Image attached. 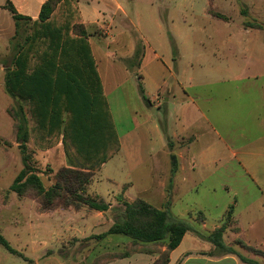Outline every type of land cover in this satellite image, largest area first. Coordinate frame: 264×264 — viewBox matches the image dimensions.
Returning a JSON list of instances; mask_svg holds the SVG:
<instances>
[{
	"label": "rangeland",
	"instance_id": "1",
	"mask_svg": "<svg viewBox=\"0 0 264 264\" xmlns=\"http://www.w3.org/2000/svg\"><path fill=\"white\" fill-rule=\"evenodd\" d=\"M136 1L139 2L140 24L148 36L146 40L152 43L160 59L155 58V53L139 39L137 56L117 55V62L131 67L137 92L139 85L143 87L145 109L136 103L132 106L139 121H145L143 127H146L147 133L127 144L123 142L122 153L102 176L96 177L92 190L102 201L112 205L105 213L88 206L70 208L63 204L44 211L34 192L20 197L10 191L25 161L9 110L13 108L25 122L28 120V109L27 101L9 94L5 86L6 74L13 65L15 27L12 19L0 16V233L22 254V257L11 254L0 245V264H107L125 254L132 256L153 248L162 252L164 248L160 246L135 245L123 235L122 241L101 237L115 222L125 219V207L118 200L121 193L106 200L113 191L121 192L126 182L119 181L124 179L132 183L127 193L129 199L141 198L155 207L167 208L171 217L186 222L193 229L198 228L199 234L205 238L209 235L201 232L199 221L206 219L208 229H211L225 211L234 206L244 230L241 240H251L253 232L249 231V227L256 221L258 211L264 208L259 188H263V184L257 186L249 175V166H241L233 155L236 151L235 134L239 132L250 136L254 131L251 122L240 114L223 120L212 118L210 121L215 130L219 129L228 144L213 150L215 133L207 130L201 119L188 127L185 110L176 105L172 95L174 91L178 95L183 94L180 82L191 97H226L227 106H236L234 101L244 102L256 96V91L260 89L256 84L261 82L264 85V0ZM219 14L225 20L217 19ZM26 29L30 32V24ZM147 63V79L139 80L136 69ZM168 88L169 93L166 92L164 100L157 106V99L153 101L157 89ZM157 126L163 139L157 134ZM178 132L183 141L177 140ZM172 143L174 154L179 152H176V147L192 144L188 153L199 161L197 156L206 152L208 156L205 159L209 160V164L201 165L199 161L200 165L195 170L173 173L171 156L166 155L167 145ZM28 148L33 166L45 181V187L52 186L55 176L68 164L62 143L42 150L31 138ZM107 171L110 175L119 176L117 184L113 185L105 178ZM164 183L167 194L161 198L163 194L157 190ZM65 210L70 213H64ZM223 222H226L227 229L236 228L233 217L228 218L225 214ZM59 223H70L78 230L89 225L93 231L84 236L79 231L82 238L63 243H58L56 233L52 244H44L45 240H53L40 234L37 240L40 243L25 245L31 241L27 228L48 225L57 232ZM106 223L112 225L103 230ZM233 248L241 250L239 245ZM247 249L250 251V248Z\"/></svg>",
	"mask_w": 264,
	"mask_h": 264
},
{
	"label": "trees",
	"instance_id": "2",
	"mask_svg": "<svg viewBox=\"0 0 264 264\" xmlns=\"http://www.w3.org/2000/svg\"><path fill=\"white\" fill-rule=\"evenodd\" d=\"M6 7L14 21L15 36L12 40L13 65L6 74L5 86L9 94L27 101L29 125L28 128L27 122L13 108L9 110L25 161L10 191L20 197L34 192L44 211L63 204L107 212L108 205L89 196L87 191L94 173L120 150V142L87 32L76 22L75 0H65L64 5L61 0H47L37 21L18 14L11 3ZM216 18L225 20L220 14ZM29 24L30 32L26 29ZM139 90L145 99L140 85ZM31 138L42 150L60 142L63 145L68 167L58 172L55 183L48 188L33 166L28 148ZM171 159L173 173H176L177 158L172 154ZM118 200L125 207V219L115 222L101 237L123 235L135 245L160 246L164 248L162 252L153 248L137 253L158 254L153 264H169L171 252L181 244L190 225L171 217L167 208L158 209L141 198L129 202L120 195ZM233 211V207L229 208L226 216L232 218ZM226 230L227 224L223 222L208 239L222 248ZM0 245L7 252L22 257L2 234ZM242 260L252 263L246 258Z\"/></svg>",
	"mask_w": 264,
	"mask_h": 264
},
{
	"label": "crops",
	"instance_id": "3",
	"mask_svg": "<svg viewBox=\"0 0 264 264\" xmlns=\"http://www.w3.org/2000/svg\"><path fill=\"white\" fill-rule=\"evenodd\" d=\"M46 1L47 0H0V16H5V18L7 17V20L12 19V15L6 7L8 3H11L18 14L29 17L33 21H37L41 12V8ZM61 4L64 5L65 0H61ZM75 5L77 7L78 14V19L76 22L81 24L87 32V41L91 47L103 94L120 142V150L94 173V176L92 177V180L88 186L87 194L99 200L101 197H99L98 194L92 190L96 177L98 175L102 176L105 169L108 168V166L112 164V162L122 153L123 145L125 143L127 144L128 142L135 140L137 137L144 136L147 133L145 130L146 127H143V125L146 124L145 121L143 123L139 121L137 113L134 111L132 106L136 103L138 106H141L142 109H145V100L143 99L140 90L137 92L133 84L130 71L131 67L122 62H117V55L119 53L120 55L128 54L137 56L139 54V46L137 43L138 39L139 41L142 40L145 42L149 49L155 53V58L160 59V54L155 51L152 43L146 40L148 36L143 31V28L140 24V14L137 11L139 10L138 1L75 0ZM107 39H109L108 42L105 41ZM135 61L136 60L134 59V62ZM148 65L149 63L145 65L142 64L136 69L139 80L143 79L146 81V68ZM238 80H241V78H238ZM179 87L183 91V94L178 95L174 91L172 95L173 101L176 103V105L180 106L182 110H185L184 115L186 118V123L188 121V127H190V123L192 126V123H196L197 119H201L202 123L207 127V130L215 133L216 139L212 144L213 150L219 146H228V144L227 140L223 137L219 129L215 130L213 123L210 121L212 118L223 120L229 118L230 115L235 117L236 114H240L245 116V119L251 122L254 131L250 136L247 137L246 134L242 133L238 134L239 132L235 134L234 140L236 141V151L233 155L239 160L241 166H243V164L249 166L251 173H249V175L257 186L258 184H263V188L259 186L261 191V199L263 200L264 85L261 82L259 85L256 84L257 89L260 88L259 91H256V96L249 97L244 102L234 101L233 103H236V106H227L226 104L228 100L226 97H191L185 92V88L180 82ZM157 90V96L153 97V101L157 99L158 106L164 100L166 92L169 93V88L167 90ZM167 100L170 101L171 96L170 99L167 98ZM160 133L159 126H157V134L163 139V136ZM196 134L197 133H194V135ZM182 138V135H179L178 132L177 140L183 141ZM177 144L181 145V143ZM191 145L192 144L189 143L176 147V152L179 151L177 154L173 153V143L171 145H167L168 152L166 155L169 157V155L171 156L173 154L177 158V168H179L177 173L179 170H186L187 172L195 170V168H198L200 165L199 161L201 162V165L209 164V160L205 159V156L207 155L206 152L197 156L196 159H199V161H196L195 157L188 153ZM135 146L137 147L138 145ZM179 160L182 161V163L179 162ZM65 166L68 167V164ZM105 178L114 185L117 184L116 181L119 179V176L108 174ZM119 182H126L122 186L121 192L113 191L111 194L107 195L106 200L120 193L129 202L136 200L129 199L127 197V193L132 187V183L129 182V179H124L123 181ZM169 185L171 186L170 189L172 190V183ZM175 188L177 189V185H175ZM157 192H161L163 194L161 198H165L167 194L166 183H164L160 189L157 190ZM99 201H102V198ZM104 203L108 205L109 211L112 205L109 202ZM157 208L162 209V206H157ZM227 210L223 214L222 218L217 222V224L212 225L211 229H208L206 219L204 221L205 223L202 222L200 225L198 224L201 228V232L210 235L214 230L219 228L223 223V218ZM263 210L264 208L258 211L259 213H257L258 217L256 221L249 227V231L253 232L250 241L241 240L244 231L241 223L242 221L237 218V214L234 209L233 219L236 222L235 229L238 231H235L234 228V230L232 228H228L224 232V247L218 248L210 239H208V237L205 238L199 234L198 228V230L196 228H191L184 236L181 244L171 252L169 264H264ZM80 212L82 211H78V213ZM64 213L70 212L65 210ZM106 224L107 225L103 230H107L112 225V223ZM58 227L59 229H57V232L54 231V229H50L48 225H41L40 228L37 226H31L30 228H27L26 230L30 233L31 241L25 243V245L40 243L37 241L40 234H43L45 237L53 240L51 242L45 240L43 242L44 244H52L57 236L56 233H58L57 237H59L58 243H63L71 239L82 238L84 235H86V233L90 234L91 231H93V228H90L89 225H87L86 229L82 230L74 228V226L70 223H59ZM79 231H82L83 236L80 235L81 232ZM108 237L119 241H122L123 239V236L121 235H108ZM9 243L11 244L10 241ZM240 244H245L247 248H250V251L244 247V245L242 246ZM235 245H239L241 250L235 251L233 248ZM157 257L158 254L137 253L126 258L116 259L107 264H153ZM242 258H246L252 263H247L243 261Z\"/></svg>",
	"mask_w": 264,
	"mask_h": 264
},
{
	"label": "water",
	"instance_id": "4",
	"mask_svg": "<svg viewBox=\"0 0 264 264\" xmlns=\"http://www.w3.org/2000/svg\"><path fill=\"white\" fill-rule=\"evenodd\" d=\"M44 181V180H43ZM45 182V181H44ZM46 184V183H45Z\"/></svg>",
	"mask_w": 264,
	"mask_h": 264
}]
</instances>
